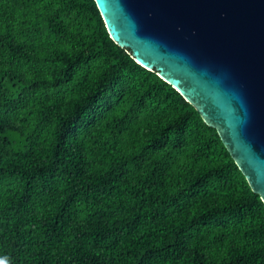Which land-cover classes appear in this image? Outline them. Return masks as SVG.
Here are the masks:
<instances>
[{"label": "trees", "instance_id": "16d2710c", "mask_svg": "<svg viewBox=\"0 0 264 264\" xmlns=\"http://www.w3.org/2000/svg\"><path fill=\"white\" fill-rule=\"evenodd\" d=\"M0 264H264L259 195L94 0H0Z\"/></svg>", "mask_w": 264, "mask_h": 264}, {"label": "water", "instance_id": "95a60500", "mask_svg": "<svg viewBox=\"0 0 264 264\" xmlns=\"http://www.w3.org/2000/svg\"><path fill=\"white\" fill-rule=\"evenodd\" d=\"M111 39L216 129L264 204V0H94Z\"/></svg>", "mask_w": 264, "mask_h": 264}]
</instances>
